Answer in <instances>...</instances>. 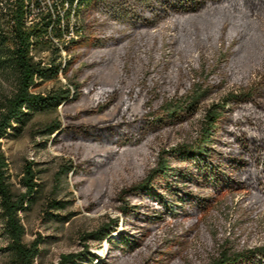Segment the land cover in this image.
<instances>
[{
    "label": "rangeland",
    "instance_id": "1",
    "mask_svg": "<svg viewBox=\"0 0 264 264\" xmlns=\"http://www.w3.org/2000/svg\"><path fill=\"white\" fill-rule=\"evenodd\" d=\"M236 25L230 28L236 30ZM215 26L213 13L170 10L113 42L105 35L96 40L98 48L87 42L69 45L67 53L61 51L68 77L44 82L35 91L45 94L69 84L70 79L83 87L80 98L55 113L35 116L21 132L3 140L15 190L22 189L25 165L32 164L38 173L41 193L23 214L25 242L42 238L41 254L34 264H58L67 254L80 256L75 264H208L225 242L236 251L264 245V149L256 154L254 143L242 141L239 131L230 136L248 160L229 152L226 137L213 143L212 157H196V162L181 166L184 176H173L171 194L156 189L151 201L129 199L137 209L134 214L127 217L120 211V191L142 179L156 165L162 149L195 140L204 108L261 78L264 13H255L237 52L230 48L229 39L215 35ZM43 56L47 61L50 52ZM57 61L62 59L58 56ZM216 66L221 67L226 84L187 122L146 137L131 136L116 145L117 149L89 134L113 116V112L92 111L90 88L118 85L123 94L138 89L143 94L155 90L161 95L172 94L194 81L195 72ZM8 89L9 83L0 75V94ZM227 112H233V107ZM240 112L243 131L253 134L259 143L264 136V104L253 97ZM56 120L64 131L72 126L77 133L60 130L46 135L44 127ZM67 168L75 170L66 173ZM200 186L213 197L199 193ZM52 200L62 202L65 208L47 215ZM112 220L118 225L110 236L117 241L125 238L127 243L120 241V246L110 249L107 241L101 246L85 242L84 235ZM6 246L0 223V264H13ZM86 247L93 261L84 256ZM252 264L264 262L258 259Z\"/></svg>",
    "mask_w": 264,
    "mask_h": 264
},
{
    "label": "trees",
    "instance_id": "2",
    "mask_svg": "<svg viewBox=\"0 0 264 264\" xmlns=\"http://www.w3.org/2000/svg\"><path fill=\"white\" fill-rule=\"evenodd\" d=\"M205 4L207 8L203 9ZM34 5L38 7L37 11ZM189 9L206 16L213 13L215 35L229 39L232 42L230 48L237 52L241 47L238 43L251 28L255 13H264V0H66L62 11L59 8L40 7L39 2L32 0H0V75L9 83V89L0 94V223L7 239L6 251L13 264H34L41 254L42 238L25 242L23 221V214L40 195L41 189L37 181L38 173L32 164L23 168L20 179L22 189L13 188L3 140L11 133L21 132L35 116L55 113L62 105L77 101L83 93V87L70 79L69 84L52 88L45 94L35 91V88L44 82L58 80L62 75L68 77L66 58L61 51L67 53L69 45L82 46L88 42L98 48L96 40L103 39L105 35L108 41L113 42L117 37L147 25L170 10L176 13ZM33 13L34 18L30 22L28 17ZM233 24H237L236 30L230 28ZM70 32L75 37L66 40ZM46 52H50L47 61L43 56ZM58 56L62 61H57ZM220 68H203L195 72L194 81L189 80L180 89L173 90L172 94L161 95L157 90L143 94L139 89L123 94L118 85L90 88L87 92L92 111L97 114L113 112V116L90 130L89 134L117 149L116 145H121L131 136L146 137L163 128L187 122L198 112L202 103L226 84ZM253 97L264 104V72L258 81L243 86L239 92H230L204 108L195 140L162 149L156 165L138 182L120 191V211L127 217L130 213L134 214L137 209L129 199L144 197L151 201L156 189L171 194L173 176H184L181 166L196 162V157H212L213 143H219L226 137L224 142L229 145V152L248 160L244 151L236 149L230 136L235 131L241 132V140L246 144L249 141L254 143L256 154L264 149V136L259 143H255L253 134L243 131L239 119L240 108ZM230 106L233 112L228 113ZM72 128L69 126L64 131L61 122L56 120L46 125L44 132L48 136L60 130L65 134L77 133L78 130ZM258 163L255 164L257 168ZM68 170L75 169L67 168L66 173ZM247 176L248 182H251L250 173ZM199 193L213 197L202 186ZM48 208L50 210L45 212L47 215L53 210L64 209L65 205L52 200ZM117 225V220H112L84 235L83 239L86 243L93 241L100 246L107 241L110 249L120 246L117 245L120 241L127 243L125 238L117 241L110 236ZM85 254L86 257H94L88 247ZM79 258L75 254L63 255L58 264H75ZM258 259L264 262V245L236 251L225 242L208 264H252ZM90 260L93 261L92 258Z\"/></svg>",
    "mask_w": 264,
    "mask_h": 264
},
{
    "label": "built area",
    "instance_id": "3",
    "mask_svg": "<svg viewBox=\"0 0 264 264\" xmlns=\"http://www.w3.org/2000/svg\"><path fill=\"white\" fill-rule=\"evenodd\" d=\"M34 1L39 2L40 7L59 8L61 11H62V8L64 7L65 3H66V0H32V2H34ZM35 8L37 11L38 7L35 6ZM29 21L31 22L30 17H29Z\"/></svg>",
    "mask_w": 264,
    "mask_h": 264
},
{
    "label": "bare ground",
    "instance_id": "4",
    "mask_svg": "<svg viewBox=\"0 0 264 264\" xmlns=\"http://www.w3.org/2000/svg\"><path fill=\"white\" fill-rule=\"evenodd\" d=\"M49 9V8H48ZM33 11V10H32ZM29 18V17H28ZM34 18V13L30 16V20ZM75 18V17H74ZM73 18V22H75V19ZM77 22V21H76ZM71 37H75L74 33L70 32V35L66 36V40H69ZM63 53H66V51L62 50Z\"/></svg>",
    "mask_w": 264,
    "mask_h": 264
}]
</instances>
